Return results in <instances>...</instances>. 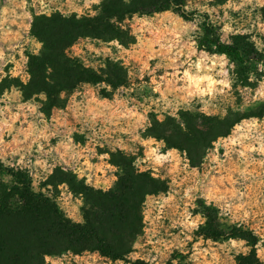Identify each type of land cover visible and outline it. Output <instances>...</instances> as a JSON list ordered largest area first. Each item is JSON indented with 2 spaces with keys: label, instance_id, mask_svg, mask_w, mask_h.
I'll use <instances>...</instances> for the list:
<instances>
[{
  "label": "clouds",
  "instance_id": "obj_1",
  "mask_svg": "<svg viewBox=\"0 0 264 264\" xmlns=\"http://www.w3.org/2000/svg\"><path fill=\"white\" fill-rule=\"evenodd\" d=\"M55 0H32L31 5L28 0H21L19 6L20 12L17 16L16 7L10 5L15 4V0H5V3L0 5V85H4L5 80L12 81L4 86L0 92V145L8 143L17 145L7 155L0 151V165L4 169H13L17 174L27 172L32 178L30 191L33 195H42L43 198L49 199L48 192L45 189H38L33 169L36 167L43 168L45 172L51 176L52 169L56 168V156L54 153L57 149L63 148L67 154V158L74 162L76 167L69 164L61 166L63 173H72L76 177V184H81L95 191H100L107 195L112 191V187L100 189L93 182V167L87 159H83V168L87 172L81 170L80 161L82 159V150L80 140L77 136L84 137V144L91 142L98 149H104L107 145L109 152L93 153L99 161L111 160L112 153H115L117 148L125 157L130 158L129 149L126 146V141L116 138L109 139V129L115 127L120 121L132 120L127 126L119 127V131L128 137V141L133 144H139L143 148V155L137 154L136 151L131 152V156L135 157L132 161V170L134 176H140L146 167L152 169L151 178L153 180L164 182L165 176L158 175L160 169H166L176 155L179 149L175 147H166V141L163 138L157 140V136L149 133V129L154 127V122L149 118V113L152 112V106L155 108V121L160 125L165 124L164 116L171 118L175 124H178L181 129V134H186L188 128L181 118V113L190 114L194 111L200 113L203 119H212L219 116V122L223 128V133L216 134V138H209L210 147H204V155L199 164L205 169L213 168L219 173L220 169L225 168V165L232 158H236L242 164L239 170V177L242 184H246L253 173L249 171L250 161L256 160L264 166V115L256 109L249 112V108L254 105H264V0H225L221 3L219 0H185L183 3H177V0H158L161 9L157 10L153 4L156 0H79L78 7L88 9L87 16L80 11H65L63 7L53 8ZM71 2V0H69ZM141 3L147 5L144 10L125 11L124 23L128 20V13L132 14V19L135 20L140 13L141 29L139 32L135 28L129 31L128 37H134L136 43H132L126 38L128 48H145L147 49V61L156 60L154 67L150 68L148 63H144L139 67L138 79L140 84L134 85L133 89H138L141 94L147 92L143 96L144 104H140L139 108L143 109L142 113H138L136 107L129 108L128 103L132 102L131 98L121 97L120 93L130 92L133 89H126L123 84L113 87L112 83L108 82L109 75L104 72L103 79L96 82L94 87L97 92H104L107 95L97 97L93 95L91 98L85 96L83 100L76 106L79 109V116L82 117L81 127L72 129L67 126L62 132H49V121L45 117V113L41 111L44 104L47 103V92L45 90L32 91L27 98L24 95V90L18 88L13 81L16 76L13 70L5 73L4 68L9 63H14L16 55L19 54L21 59H24L25 49L21 47L12 32L11 24L9 23V12L11 11L14 19H27L30 23L34 22L33 16L27 11L29 7L36 10V16H46L51 19V12L58 11L61 19L71 21L75 14V23L80 24L84 19L94 20L99 15L104 14L109 25L123 29V24L117 15H106L105 6L117 9H132L139 8ZM94 9V10H92ZM220 11L223 16H220ZM150 14V15H149ZM232 14H236L235 16ZM207 16V20L204 17ZM188 17V19H185ZM239 17V19H237ZM245 17L247 18L245 20ZM207 23L209 28L213 30L212 36L214 42L212 44L204 43V47H199V42L203 40L204 29L202 24ZM147 31L149 36H155L154 39H144L143 34ZM246 37V43L252 45L254 51L249 52V56L255 60V68L249 65L248 61H243L248 67L246 73L247 83L243 85L248 89L251 95V102L244 98L241 94V102L235 105L227 102V97L235 91L240 93L241 84V69L237 71L238 61L233 59L227 51H219L221 46L225 45V35ZM77 39H95L101 44L102 48L107 49L102 54V51L97 49L95 56L103 59L111 60L112 63H118L120 54L125 51L124 44L121 43L120 37H113L105 45L104 41L99 38L77 37ZM39 40L37 36H30L29 41ZM29 41H25L27 44ZM45 46L44 40H39L36 44L39 51L32 52L28 47L26 50L31 56L43 60L41 54ZM231 40L227 47H232ZM74 48L75 45H72ZM155 47V51L153 48ZM20 48L19 53L17 49ZM116 50V55L111 53V49ZM89 50L92 51L91 44ZM74 57H69L72 59ZM71 67V65H69ZM81 66L84 69L89 68V61L81 57ZM105 70L107 65H103ZM120 67L127 72V77L131 78L133 73L128 68V63L125 60ZM93 69L94 65H93ZM157 70H162L157 82L154 73ZM52 73L51 67L45 64L44 81L50 87L56 86L55 79H49ZM97 75L100 73L97 71ZM148 76L149 83L144 84L145 76ZM243 75H245L243 71ZM32 78L22 80L21 83L24 89L30 85ZM87 87L84 81H81L77 87ZM19 95L21 100L17 101L14 96ZM56 99L64 101L66 90L59 89L55 94ZM109 96L111 102H109ZM75 93H73V99ZM37 100L43 103H37ZM227 103V106H225ZM145 104L149 105L148 107ZM57 105H54L52 112L55 113ZM229 108L232 116H229ZM245 113H248L245 115ZM234 116H239L238 119H233ZM194 118L192 121L194 128L197 131L201 130L203 121L200 117L191 115ZM134 118V119H133ZM168 120V119H167ZM26 125V127H25ZM165 136L171 137L175 133L170 125L164 130ZM145 134H147L145 138ZM143 136V138H142ZM55 138L56 144L53 146L51 140ZM179 139V137H177ZM26 145V147H24ZM149 145H152L149 147ZM189 148L195 146L189 144L183 146V155L185 157V168H187V157ZM221 149L223 153L221 155ZM41 155L45 159H41ZM48 159L52 160L48 164ZM64 158L61 157V160ZM108 168L113 172H119V177L113 176V179L119 182L121 177L125 176L124 170L118 165L109 164ZM194 179L191 183H187L179 189V185L175 177L167 184V191L161 190L157 194L146 193L144 201L141 204V215L143 217L142 231L147 234L148 225L153 226L152 235L155 236V227H163V219L169 220L168 227L175 229L176 234L168 245L174 246L176 251L182 256H187L185 244L193 240L194 233H201L196 237V243L192 244V256H189L185 264H198L201 256L207 257L211 255V259L215 264H220L219 257L216 255L215 249L209 251L208 248L201 249L199 242L202 241L206 233L201 232V228L207 226L208 214L197 210L196 201L202 200L204 209H216V223H223L227 219L229 225H235V228L243 232H251L252 236L258 238V242L253 244L250 239L241 235H232V232H225L222 229L223 243L218 247L227 253H232L231 259L235 264V257H243L245 260L250 257L255 250V260L259 264H264V235H261L256 230H250L247 227L249 212L244 211L242 217L237 219L234 215V209L240 204L247 195L246 190L229 191L227 188L221 190V185L225 183V175L209 176L205 171L201 176L198 174L197 168L192 169ZM170 175V173H168ZM13 176L5 171L0 183V207H3L4 197L6 194L12 193L13 186L10 181ZM53 184H48V188H52ZM65 182H58L57 188H63ZM114 186V185H113ZM15 188L24 190L23 185L17 184ZM81 195H85L80 192ZM19 198V192L16 193ZM12 198L7 201L8 207L11 208ZM154 204V208L149 207V202ZM55 203L59 204V201ZM182 203V210L175 217H166V209L174 206H179ZM81 206L84 207L83 202ZM87 210L91 209V205H87ZM150 213L151 220H149ZM85 220L81 218L78 222L82 228L85 226ZM183 237V239H181ZM140 239L139 234L136 240L132 242L131 247H137L136 241ZM151 242V241H149ZM251 242V245H250ZM67 243V241H64ZM157 243H160L158 240ZM213 238L208 237V244L212 245ZM250 245V246H249ZM155 255L149 253L148 258L144 261L145 264H159V260L163 257L158 249L153 248ZM35 257L32 264H39L42 258L43 264H48V255L46 252H32ZM135 253H128L127 259H134ZM196 259H193V258ZM171 264H181L179 259L169 257ZM115 264H124L123 260L116 259ZM239 264V262H238Z\"/></svg>",
  "mask_w": 264,
  "mask_h": 264
},
{
  "label": "trees",
  "instance_id": "obj_2",
  "mask_svg": "<svg viewBox=\"0 0 264 264\" xmlns=\"http://www.w3.org/2000/svg\"><path fill=\"white\" fill-rule=\"evenodd\" d=\"M184 0H177V3H183ZM157 9H161L158 0L153 4ZM146 4L141 3L139 8L132 9H117L115 6H105L106 15H117L123 24L125 11L132 12L144 10ZM127 15H131L128 13ZM52 18L46 16L35 15L32 25V33L40 40L45 41L43 52L41 53L43 60L35 56L28 55L29 74L32 78L30 85L24 89L21 80L16 77L13 81L20 89L24 90V95L27 98L32 91L45 90L47 92V103L44 104L41 111L48 114L52 111L54 105L63 107L67 103L68 95L77 85L84 83H93L103 79L104 72L109 75L108 82L113 84V87L120 84L125 85L128 81L127 73L120 67V62L112 63L108 61L107 69L102 68L100 71L94 70L89 66L84 69L81 66V59L77 56L70 55L68 48L78 41L77 37H94L104 40L120 37L121 42L124 36H128L129 28L123 24L121 28L115 25H109L104 14L99 15L94 20L84 19L82 23H75V14L71 21L61 19L60 13L51 14ZM188 19V17H185ZM204 37L199 42V47H204V43L209 45L214 42L212 29L208 24H204ZM243 38V37H240ZM232 47H227L228 42L221 46L219 51H227L229 55L238 61V64H243L247 60L248 63L255 62L249 56V52L254 51L252 45L248 43H240V41L232 42ZM69 57H74L69 59ZM264 58V57H262ZM45 64H48L52 69L49 79L56 80V86L50 87L44 81ZM71 65V67L69 66ZM97 71L100 75H97ZM241 76H244L241 72ZM12 81L5 80L7 86ZM59 89L66 90L64 101L56 99V93ZM101 93L105 96L106 93ZM39 101V100H38ZM43 103V101H39ZM264 109V105H261ZM264 112V111H263ZM191 115L200 117V114ZM190 114L181 113V118L184 121L188 131L186 134H181V129L178 124H175L171 118H165V124L160 125L155 121L154 113H150V119L154 122V127L149 129L148 134H154L158 138L165 139L169 147H177L183 150V146L193 144V148H189L188 158L193 166H199L204 155L203 148L210 147L209 138L215 139L216 134L223 133V128L219 122V117L212 119H203L201 130L197 131L192 121L194 120ZM168 119V120H167ZM238 119V118H237ZM171 127L175 133L171 137L165 136V131ZM179 137V139H177ZM110 162L121 167L125 176L121 177L119 182H115L107 195L100 191H95L81 184H76V177L72 173H63L60 168H56L51 176H49L48 184H53L56 187L58 182H65L69 189L75 194L83 198V218L85 226L82 228L69 217L66 212L55 203L51 196L49 199L43 198L41 195H33L30 191L32 178L27 172L16 173L13 169H4L0 165V183H2V174L5 171L9 172L13 179L10 184L13 186L12 193L6 194L4 197L3 207H0V264H32L35 258L31 255L32 252H46L48 256L62 255L68 252L81 255L84 252H99L103 256L112 259H126L128 253L133 252L131 247L132 242L136 240L137 234L141 237L144 232L143 217L141 215V204L144 201L146 193L156 194L161 190H167V182H159L151 178L150 171H144L140 176H134L132 170V161L135 157H125L118 149L112 153ZM119 177V172L116 173ZM23 185L24 190L21 191L15 188V185ZM99 188V187H98ZM103 189V188H100ZM19 192V198L16 193ZM83 192L85 195H81ZM12 198L11 208L8 207L7 201ZM91 205V209H85L87 205ZM203 205V203L201 204ZM202 211L208 214L207 226L201 228L202 233H206L204 238L212 237L214 240L223 239L222 229L225 232H232V235H241L251 240L253 244L258 242V238L252 236V233L243 232L235 228V225L225 227L222 223H216V209H204ZM249 228V227H248ZM250 230H253L249 228ZM198 236L201 233H196ZM67 241V243H64ZM250 242V245H251ZM249 245V246H250ZM144 259L138 258L135 261H129L130 264H145ZM239 264H259L255 260V250L248 259L242 256L238 257ZM39 264H43L42 258Z\"/></svg>",
  "mask_w": 264,
  "mask_h": 264
},
{
  "label": "rangeland",
  "instance_id": "obj_3",
  "mask_svg": "<svg viewBox=\"0 0 264 264\" xmlns=\"http://www.w3.org/2000/svg\"><path fill=\"white\" fill-rule=\"evenodd\" d=\"M185 1V0H184ZM197 0H193V3H196ZM219 2L223 3L225 0H219ZM5 0H0V5L4 4ZM32 0H28V4L31 5ZM21 0H15L14 5H10L11 7H16L17 9V16L20 12V6ZM79 0H55L53 4V8L57 7H63L65 11L73 10V11H80L83 15L87 16L89 10L83 9L78 7ZM38 9V5H37ZM31 7L27 9L28 12L31 13L33 16V19L36 15V10ZM94 10V9H92ZM58 11H52L51 14L56 13ZM150 15V14H149ZM220 16H223V12L220 11ZM236 15V14H232ZM143 16V13H140L135 20L132 19V14L128 15V20L126 23L123 22L125 27L129 28L130 31L135 28L137 32L141 29V23H140V17ZM205 20H207V16L204 17ZM239 19V17H237ZM247 18L245 17V20ZM9 23L12 27V32L15 35L19 45L25 49L24 52V59H21L20 55L17 54L15 58L14 63H9L6 68L3 69L5 73L9 72V70H13L15 73V76L22 80H27L30 77L29 74V57L30 54L26 49L28 47L31 48L32 52H37L39 49H37L36 44L39 42V40L36 41H29V37L33 35L32 33V25L33 23H30L27 19L20 20V19H14L12 16L11 11L9 12ZM201 27L204 29V24L201 25ZM35 36V35H34ZM126 38L130 40L132 43H136V40L134 37H128L124 36L122 40V44L125 46V51L120 54V64H122L125 60L128 63V68L132 71L133 75L131 78H128L127 83L124 85L126 89H133L134 85H138L141 83V81L138 79V70L139 67L144 64L148 63L149 67L152 68L157 63L156 60L147 61V49L145 48H133L129 49L128 44L126 41ZM144 39H154L155 36H149L147 31L145 30L143 34ZM100 39V38H99ZM246 37L240 38V36H229L225 35V42H228L231 40V42L234 41H240V43H246ZM105 45H107V42L111 39L104 40ZM25 41H29L27 44H25ZM92 46V51L89 50V45ZM75 47L73 48L70 46L68 48V53L73 56H77L81 59L83 57L84 59H87L89 61V66L93 67L98 71H100L102 68H104L103 65H108V61L103 59V55L101 57L95 56L94 50H101L102 54L107 51L106 47L102 48L101 44L98 43L95 39L93 40H87V39H79L76 43H74ZM155 47L153 48V51H155ZM20 48L17 49V53H19ZM111 53L113 55H116V50L113 48L111 49ZM249 65L253 68H255V62L249 63ZM241 69H243L245 75L241 76L239 83L241 84V90L240 93H237L235 91V88L233 89V92L227 97V102H231L235 105H239L241 102V94L251 102V95L252 93L243 87L245 83H247V76L246 73L248 71V67L243 64H237V71L239 72ZM126 71V70H125ZM242 71V73H243ZM127 73V72H126ZM162 74V70H157L154 73V76L159 82V76ZM144 84L149 83V78L146 75L145 80L143 81ZM88 85L87 87L80 86L74 89L71 93L68 95V100L65 106L63 107H57L55 113L52 111L48 114L45 113L46 119L49 121V132L52 131H58L62 132L64 127L67 126L69 128H72L74 130L79 129L81 127V121L82 117L79 116V109H77V105L81 102V100L84 99L85 96L91 98L93 95H96L97 97H103L104 95L100 92H97L95 89L93 83H85ZM6 86L0 85V92H2L3 87ZM19 88V87H18ZM115 90V89H114ZM73 93H75V98L73 99ZM148 93L145 92L141 94L138 89H133L130 92H122L120 93L121 97L125 98H131L130 103H128V107H136L138 113H142L143 109L139 108L140 104H144L143 96L147 95ZM14 98L19 101L21 100V97L19 95H15ZM109 102H111V97L109 96ZM37 103H40L37 100ZM146 107L149 105L145 104ZM227 106V103L226 105ZM152 112H155L154 106H152ZM258 109L259 113L261 115H264V109L261 107V105H254L252 108H249V112H252L254 110ZM150 113L149 118H150ZM193 114H200L198 111H194ZM248 113H245L247 115ZM229 116H232L231 109L229 108ZM167 116H164V119ZM219 117V116H217ZM239 116H234L233 119H237ZM134 119V118H133ZM132 122L131 119L127 121H120L119 124L115 127H112L109 129V139L114 140L116 138H119L121 140L126 141V146L129 149V154L134 150L139 155H143V148L137 143L133 144L130 141H128V137L121 133L119 131V127L121 126H127ZM26 127V125H25ZM148 134V133H147ZM145 134V138L147 136ZM143 138V136H142ZM77 140H80L82 142L81 144V150H82V159L80 161L81 170L84 172H87L86 168H83V159H87L89 161V164L93 167V182L97 185L99 188H105V187H111L115 184V180L113 179V176H117L116 173H113L109 168L108 165L112 164L110 160H104L99 161L93 153L98 154L99 152H109L110 149L106 145L104 149H98L94 144L91 142L84 144V137L77 136ZM160 138L157 137V140ZM51 144L54 146L56 144V139L53 138L51 140ZM152 145H149L151 147ZM17 145L13 144H6V145H0V151L3 152V154L7 155V153L11 150H13ZM26 147V145L24 146ZM166 147L171 148L167 145ZM177 148V147H175ZM119 148H117L118 150ZM179 149V148H177ZM116 150V151H117ZM178 155L175 156L172 163L167 166L166 169H160L158 171V175L165 176V181L168 182L175 177L177 180V183L179 185V189L182 192L183 186H185L187 183H191L194 179L192 169L195 167L198 170L199 175H203L205 171L208 172L209 176H217L219 178L220 174L225 175V183L221 185V190L224 188H227L229 191H236V190H246L247 195L246 198L237 205V207L234 209V215L239 219L242 217L244 211L249 212L247 227L258 231L261 235H264V166H262L258 161L252 160L249 164V171L252 172L254 175L253 177H250L248 182L246 184H242L240 177H239V170L242 167V164L239 160L236 158H232L230 161L227 162L225 165V168L220 169L219 173L217 171H214L213 168L205 169L204 167L199 166H193L187 157V168H185V157L183 155V150L179 149ZM223 153V149H221V155ZM56 156V168H60L61 166H67L69 164L76 167L77 165L74 164L73 161L69 160L67 158V154L65 153V150L63 148H59L54 153ZM61 157L64 159L61 160ZM46 157L41 155V159H45ZM52 160L48 159V164H51ZM52 169V173L56 169ZM147 171H150L152 173V169L150 167H146ZM145 170V171H146ZM34 176L36 179V185L38 189H45L48 192V195L51 196L54 200L59 201L60 207L66 212V214L71 217L74 221L79 222L81 218H83V211L81 202H83V198L80 195H75L68 187V185L65 183V186L63 188H57L52 186V188H48V181H49V175L45 172L43 168L36 167L33 169ZM170 173V175L168 174ZM3 176V174H2ZM167 191V190H165ZM157 194V193H156ZM197 210L202 211V200H197L196 202ZM149 207L154 208V204L150 201ZM182 203L179 204V206H174L172 208L166 209L165 215L166 217H175L178 215V213L182 210ZM154 213H150L149 220H151V215ZM84 219V218H83ZM225 227L230 226L227 219H224V222L222 223ZM169 220L167 218L163 219V227L156 226L155 232L156 235L153 236V226L151 224L148 225V232L147 234H143L137 243V247L133 250L131 253H135L134 259H120L124 261V264H130L131 261H135L138 258L146 260L148 258L149 253L152 255H155L153 252V248L158 249L161 253H163V257L159 260V264H171V261L169 257L173 259H179L181 264H185L186 261H188L189 256H192V244L196 243V237L198 236L196 233L193 234V240L188 241L185 244V251L188 253L187 256H182L179 252L176 251L174 246H167L168 242L172 240V237L176 234L175 229H170L168 227ZM234 225V224H233ZM183 239V237H181ZM160 241V243H157V241ZM151 241V242H149ZM223 243V239L214 240L212 245L208 244V238H204L202 241L199 242L200 248H208L209 251L215 249L216 255L219 257L220 264H234L232 257V253H227L224 250H221L218 245ZM193 259H196L195 257ZM238 257H235V264H238L237 261ZM116 259H112L107 256L101 255L99 252H84L81 255L74 254L72 252H68L62 255L57 256H48V264H115ZM130 261V262H129ZM198 264H215V262L211 259V255H208L207 257L201 256L199 258Z\"/></svg>",
  "mask_w": 264,
  "mask_h": 264
}]
</instances>
